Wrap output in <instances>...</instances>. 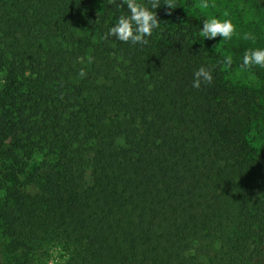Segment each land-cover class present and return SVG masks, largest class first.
<instances>
[{"label": "trees", "instance_id": "16d2710c", "mask_svg": "<svg viewBox=\"0 0 264 264\" xmlns=\"http://www.w3.org/2000/svg\"><path fill=\"white\" fill-rule=\"evenodd\" d=\"M137 2L147 45L104 38L123 0H0V237L58 264H264V112L192 0Z\"/></svg>", "mask_w": 264, "mask_h": 264}, {"label": "rangeland", "instance_id": "374dc122", "mask_svg": "<svg viewBox=\"0 0 264 264\" xmlns=\"http://www.w3.org/2000/svg\"><path fill=\"white\" fill-rule=\"evenodd\" d=\"M194 12L209 19H231L236 32L230 40H222V37L213 39L215 47L224 55H231L233 64L227 68V78L237 88H247L257 98L260 113L264 112V68L252 66L241 69L242 58L246 50L264 49V11L256 0H209L210 7L202 9L198 5L201 0H192ZM227 12L229 15L224 16ZM245 33H251L255 39H244ZM262 114L260 115L261 118ZM249 137L255 148L260 146L264 127L257 123L248 130ZM24 192L33 193L37 188L22 182ZM0 249L4 264H58L66 259V254L54 246L45 251L36 250L33 255L25 257L19 250H11L6 247V241L0 237Z\"/></svg>", "mask_w": 264, "mask_h": 264}, {"label": "clouds", "instance_id": "9594fccd", "mask_svg": "<svg viewBox=\"0 0 264 264\" xmlns=\"http://www.w3.org/2000/svg\"><path fill=\"white\" fill-rule=\"evenodd\" d=\"M113 2H115V0H113ZM123 2L127 4L130 15H121L118 18V22L109 29L104 38L107 39L109 36H114L124 43L131 42L133 45L137 43L147 45L149 41L146 37H150L153 30L160 26V20L157 17L156 11L153 12L147 5L138 3L137 0H123ZM149 3L151 9L160 7L159 0H149ZM165 5L169 10L168 15H171V11L177 8L174 0H166ZM198 6L202 9L209 8V0H201ZM228 15L227 12L224 13L225 17ZM235 32L236 28L231 19L212 17L203 20L200 35L202 38L206 39H215L219 36L222 37V40H230ZM243 38L255 39L251 33H245ZM232 64V56H225L223 60L224 67L231 68ZM252 66L264 68V49L256 48L245 51L240 67L241 69H247ZM78 75L81 78L86 76V72L83 68H81ZM212 80L213 76L211 70L201 66L194 72L192 86L194 88H199L202 82L211 84Z\"/></svg>", "mask_w": 264, "mask_h": 264}, {"label": "flooded vegetation", "instance_id": "af4514ba", "mask_svg": "<svg viewBox=\"0 0 264 264\" xmlns=\"http://www.w3.org/2000/svg\"><path fill=\"white\" fill-rule=\"evenodd\" d=\"M0 264H4V261H3V256H2V251L0 249Z\"/></svg>", "mask_w": 264, "mask_h": 264}]
</instances>
